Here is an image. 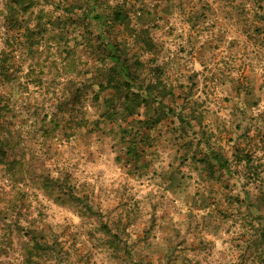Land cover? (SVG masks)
<instances>
[{"label": "rangeland", "instance_id": "obj_1", "mask_svg": "<svg viewBox=\"0 0 264 264\" xmlns=\"http://www.w3.org/2000/svg\"><path fill=\"white\" fill-rule=\"evenodd\" d=\"M0 264H264V0H0Z\"/></svg>", "mask_w": 264, "mask_h": 264}, {"label": "trees", "instance_id": "obj_2", "mask_svg": "<svg viewBox=\"0 0 264 264\" xmlns=\"http://www.w3.org/2000/svg\"><path fill=\"white\" fill-rule=\"evenodd\" d=\"M14 2H16L17 4L19 3V2H21V0H13ZM15 9H17V5L16 6H14V5H11L10 6V8H9V10L10 11H15ZM115 16H117L119 19H122L123 18V15L121 14V12L120 11H116V13L114 14ZM12 18H15V14L13 15V17ZM11 19V18H10ZM16 20V19H15ZM114 54V53H113ZM112 54V55H113ZM118 60V59H117ZM115 80V79H114ZM108 83H110L111 84V81L109 82L108 81ZM114 84H116V83H114ZM127 106L130 108V104H127ZM130 153H132L131 151H130ZM216 156H217V154H215ZM203 159V158H202ZM227 160V159H226ZM226 162V161H225Z\"/></svg>", "mask_w": 264, "mask_h": 264}]
</instances>
